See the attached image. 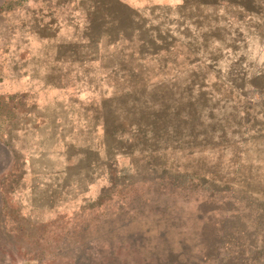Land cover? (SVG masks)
<instances>
[{
	"label": "rangeland",
	"instance_id": "374dc122",
	"mask_svg": "<svg viewBox=\"0 0 264 264\" xmlns=\"http://www.w3.org/2000/svg\"><path fill=\"white\" fill-rule=\"evenodd\" d=\"M191 2L0 0V264H264V0Z\"/></svg>",
	"mask_w": 264,
	"mask_h": 264
},
{
	"label": "crops",
	"instance_id": "0c3cea01",
	"mask_svg": "<svg viewBox=\"0 0 264 264\" xmlns=\"http://www.w3.org/2000/svg\"><path fill=\"white\" fill-rule=\"evenodd\" d=\"M182 1H185L186 0H181ZM193 2V4H199V5H204L206 7V9H208V7L210 6H214V5H224V6H228V5H232V6H237V7H247L249 8L248 6H246V0H190ZM191 2V3H192ZM185 4V3H184ZM238 17H241V14H238ZM52 185H54V183L52 182L51 183ZM77 189H74L73 187H64V188H56L54 190V186L52 187L51 191H49V193H47L48 195V198L50 200H53L54 201H58V200H61L62 197L64 199V197H69L70 196H73L75 194H77Z\"/></svg>",
	"mask_w": 264,
	"mask_h": 264
}]
</instances>
